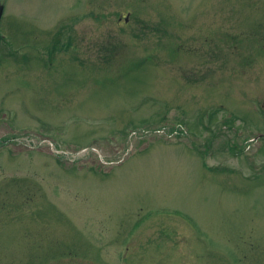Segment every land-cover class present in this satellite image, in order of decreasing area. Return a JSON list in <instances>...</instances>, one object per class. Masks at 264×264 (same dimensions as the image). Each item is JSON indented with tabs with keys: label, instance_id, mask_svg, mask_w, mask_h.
<instances>
[{
	"label": "rangeland",
	"instance_id": "obj_1",
	"mask_svg": "<svg viewBox=\"0 0 264 264\" xmlns=\"http://www.w3.org/2000/svg\"><path fill=\"white\" fill-rule=\"evenodd\" d=\"M0 6V264H264V0Z\"/></svg>",
	"mask_w": 264,
	"mask_h": 264
},
{
	"label": "water",
	"instance_id": "obj_2",
	"mask_svg": "<svg viewBox=\"0 0 264 264\" xmlns=\"http://www.w3.org/2000/svg\"><path fill=\"white\" fill-rule=\"evenodd\" d=\"M3 10H4V6H0V21L2 18Z\"/></svg>",
	"mask_w": 264,
	"mask_h": 264
},
{
	"label": "flooded vegetation",
	"instance_id": "obj_3",
	"mask_svg": "<svg viewBox=\"0 0 264 264\" xmlns=\"http://www.w3.org/2000/svg\"><path fill=\"white\" fill-rule=\"evenodd\" d=\"M2 16H3V14H2ZM2 19V18H1ZM0 24H1V21H0ZM1 26V25H0Z\"/></svg>",
	"mask_w": 264,
	"mask_h": 264
}]
</instances>
